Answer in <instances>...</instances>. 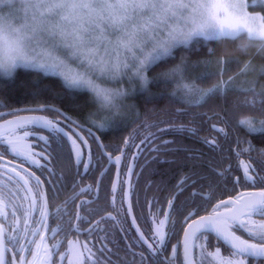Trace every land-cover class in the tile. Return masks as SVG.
<instances>
[{
	"label": "snow or ice",
	"instance_id": "obj_1",
	"mask_svg": "<svg viewBox=\"0 0 264 264\" xmlns=\"http://www.w3.org/2000/svg\"><path fill=\"white\" fill-rule=\"evenodd\" d=\"M252 2L253 4L264 5V0H252ZM248 7V0H207L206 18L201 25L200 32L203 40L219 42L230 39L236 41L245 35L248 37L249 43L254 40H264V14L259 12L250 13ZM242 71H248L247 63L244 64ZM184 72L185 68L182 66L179 70V80L182 86L189 90L195 88L200 93L199 99L194 105L196 107L203 106L210 98L222 96L226 92L234 90L230 86L231 77L228 84L221 81L212 87L203 88L196 83H185ZM207 75L210 76L212 74L208 73ZM257 97L260 98L259 104H257ZM245 105H256V110L264 114V90L257 93L255 89H245L242 99L238 98L233 104V108L240 109ZM47 110H50L49 106L44 105H38L35 108L15 109L11 113L15 115V118L0 124V172L7 175L9 181L13 180L12 174L14 173L16 177H19V180L23 181V187L27 189L28 193H35L28 206L23 209L25 219L22 235L9 234L5 236V229L0 224V264H49L53 253L44 243L45 237L40 234L41 227L47 228V220L50 215L47 195L43 190V185L47 182L49 191H51L52 197L55 199L58 186L63 182V177L57 176L54 162L59 163L64 158L65 145H68V158L74 163L78 175L81 174L79 171L81 166L84 174H87L89 169L95 166L92 163L91 154H89L88 161L85 162L84 154L81 151L80 143L77 142V138L84 145H87L88 141L83 136H80L75 128L72 131L77 138H73V134L61 127L58 119H50L45 115L21 116L16 114L20 111L37 112ZM53 110L63 115L59 109ZM3 115V113H0V117ZM65 119L71 120L70 117H65ZM72 125L80 127L74 120L71 121L69 127ZM227 126L228 122L225 120V127L217 129L226 142L229 140L225 130ZM238 126L246 129L249 134L264 133V119L256 122L251 117H245L239 120ZM98 128L101 131H107L102 126H98ZM213 128L215 129L216 126L213 125ZM36 129L45 130L48 135L38 134L35 131ZM159 131H173L177 134L187 131L192 136H196L197 133L196 128L184 127L159 129ZM89 135H93L91 130H89ZM30 137L33 141L41 142L42 146L39 151L35 150L34 143L30 142ZM197 138L199 139V137ZM143 142L142 140L141 143ZM201 142L214 153L223 151L215 139L210 141L204 138ZM240 142L237 139V144ZM172 143L174 142L164 141V146L153 149L158 155L152 159L159 164L177 163L178 161L176 160L161 158L159 154L161 152L174 153L178 151L188 153L185 157L186 161H197L201 158L198 155V150L184 147H166ZM125 146L129 150L133 146L139 147L134 144V137L132 138V143L126 140ZM101 148H103V145H101ZM253 150L255 149L250 145L236 152L238 159L242 154H249L248 162L241 159L236 168L229 165L222 170H217L213 167L205 176H201L200 173L183 175L173 186L176 191L172 194L171 199L167 200V210L163 213V218H159V207L156 208L155 212L151 213L152 227L150 228L149 236H146L141 231V228L137 225V218L133 217L131 224L135 227L139 236L138 238L129 239L135 240L136 244L143 249L139 253L132 252L134 257L139 256L138 264H177V253L180 249H182L181 264H248L249 260L257 262L264 260V151L259 154V159L262 163L256 166L250 162L253 159L250 155ZM5 153L11 155L14 160L5 161ZM225 158L224 156L221 157L222 160ZM14 161L18 163L12 166ZM113 162L119 166L121 155L115 156L113 160L109 154V163ZM25 164L29 167H25ZM29 168L41 170V174L37 175L35 171H29ZM18 169L20 170L18 171ZM241 169L242 175H233L235 171H240ZM21 172L26 173V175H21ZM44 172L47 173V177L42 180L41 176L44 175ZM131 172L132 168L128 167L127 175H130ZM137 176H139V173H137ZM193 177L196 178L194 179ZM202 181H207V191L204 190L205 185ZM124 182L122 181V183ZM229 184L231 188L228 187ZM197 185H199L198 189ZM249 188L256 190H246ZM237 189L242 190L237 191ZM86 190L82 189V191ZM228 192H236V194L234 196L229 195L227 199H220L212 208L211 214L199 215L200 210H206L218 193ZM181 196L184 197L183 200H180ZM113 202L115 203V197H113ZM87 203L89 202H84L83 206L86 207ZM153 203L158 204V201L154 200ZM3 204L2 194H0V216L6 217L7 213L4 211ZM86 210L89 212L95 211L87 208ZM60 212L61 209H56V212L51 213V215L56 216ZM34 213H38V219H33ZM117 213L118 215H124L123 208L117 209ZM131 213L132 204L129 202L127 215H131ZM12 215L16 216L15 208ZM197 216V219H193V217ZM257 217L259 219H256ZM76 219L82 223L89 222L87 216L79 214H77ZM102 219L116 221L117 217L109 216ZM30 221L37 225V227L31 229V236L34 238L39 235V241L30 239L27 243H23L21 241L29 234ZM118 223L122 225L123 221ZM178 226L183 228V239L173 244L171 256H166L165 253L169 244L178 234ZM71 227L77 233L81 231L79 225ZM59 230V227L52 229V235L55 236ZM97 230L104 231L100 227V221H97L95 225L84 231H87L91 237L92 233ZM19 231V222L17 221V226L12 229V232L18 233ZM120 232L126 236L127 229L121 226ZM238 233H243L244 235ZM245 235L247 238H244ZM210 238L216 241L214 251L209 250ZM100 239L105 241V243L97 251H93L86 243L83 245V251H81L78 241H68L67 251L59 253L60 260L67 259V264H114V256L118 260L120 259V249L116 243L109 239L107 233L101 236ZM32 244L35 245L34 251L29 247ZM109 244H112V247H108ZM221 245L229 250L228 255L222 253ZM134 246L131 243L127 244L128 249ZM53 248L58 250L59 243L54 245ZM113 249L116 250L113 251ZM6 252L13 253L10 262L6 258ZM26 252L30 254V260L26 259L24 255ZM17 253L20 254L18 261L16 259ZM133 264H137V262L134 261Z\"/></svg>",
	"mask_w": 264,
	"mask_h": 264
},
{
	"label": "clouds",
	"instance_id": "obj_2",
	"mask_svg": "<svg viewBox=\"0 0 264 264\" xmlns=\"http://www.w3.org/2000/svg\"><path fill=\"white\" fill-rule=\"evenodd\" d=\"M206 7L207 0H0V80L21 71L58 79L88 95L90 118L106 130L157 77L194 106L200 93L182 86V65L152 70L203 39ZM236 51L249 57V72L264 76V63L253 62L264 59V40L242 36Z\"/></svg>",
	"mask_w": 264,
	"mask_h": 264
},
{
	"label": "flooded vegetation",
	"instance_id": "obj_3",
	"mask_svg": "<svg viewBox=\"0 0 264 264\" xmlns=\"http://www.w3.org/2000/svg\"><path fill=\"white\" fill-rule=\"evenodd\" d=\"M53 109L58 108H52L51 110H47L43 113L22 111L23 113L19 112L16 114L24 116L27 113H33L35 115H45L50 119H58L60 121V126L64 127L65 130L70 134H73V138H77L72 131V129L75 128L76 132H78L80 136H83L88 141V144L84 145V143L77 138V142L81 145V151L84 154L85 162L88 161L89 154H91V160L95 166L91 167L87 174H84L83 167L81 166L79 170L81 174L78 175L74 163L68 158V145L66 144L63 153L64 158L59 163L54 162V168L57 176L63 177V182L58 186L55 199H53L52 193L49 191V185L47 182H45L43 185V190L47 195V204L50 215L47 220V228L41 227L40 234L45 237L44 243L53 253L49 264H67V259L63 261L60 260L59 253L67 251L68 241H78L81 251H83V245L85 243L88 244V246L92 248L93 251H97V249L105 243V241L100 239V237L104 236L105 233L108 234L109 238L117 237L118 243H116V245L120 249L119 253L123 252L125 246V234L120 232L121 226L126 229V222L128 221V227L132 229L130 236H135L138 238L139 234L136 232L135 227L131 224L132 218L136 217L137 225L141 228V231H143L146 236H149L150 228L152 227L151 213L155 212L156 208L159 207V218H163V213L167 210V200L171 199L172 194L176 191L173 186L182 178L183 175L190 173H200L201 176H205V171L209 172L213 167L219 170L218 168L220 167L221 162H206V145L201 142L205 136H203L200 132L196 133V136H192L187 133V131L177 134L173 131H159V129H155L148 134L145 133L143 137H138L131 133H133L135 130L137 131L141 122H134L128 127H125V125L121 123L122 129L118 134L117 146L110 149V138L108 136L103 137L101 134H99L100 131L93 128L94 123L91 120H79L75 115L73 117H70L69 115H59V113ZM0 113L4 114L2 117H0V123L15 117V115L11 114L13 113L12 107L0 108ZM65 117H70L71 120L65 119ZM72 120L76 121L80 127H76V125L69 127ZM168 128L177 127H174V125H168L165 129ZM89 130H91L93 135H89ZM35 131L38 134L48 135L45 130L36 129ZM133 137L134 144L138 145L139 147L133 146L131 150H129L128 147L125 146V141L128 140L130 143H132ZM197 137H199V139ZM142 140L144 141L143 143H141ZM164 141L174 142L166 146L169 148L184 147L198 150V155L201 158L197 161H193V165L190 166L189 161L185 160V157L188 155L186 152H161L159 154L161 158L172 159L178 162L173 164H159L152 159L154 156L158 155L157 152L153 151V149L164 146ZM30 142L34 143V148L36 151L40 150L42 146L41 142L33 141L31 137ZM101 145H103V148H101ZM109 154L112 156L113 160L115 156L121 155V162L119 166H117L114 162L111 164L109 163ZM13 160L14 158L11 155L5 153V161ZM16 163L18 162L14 161L12 166H15ZM146 166L149 168L150 178H152L154 183L149 194L143 196L141 189L144 184L142 182L140 173L142 172L143 167ZM25 167L29 166L25 164ZM128 167L132 168L130 175H127ZM19 170L20 169H18V171ZM163 170L166 174H170L169 180L171 181L155 182V180H157V178L162 174L161 172ZM29 171H35L37 175L41 174V170L35 168H29ZM137 173H139V176H137ZM21 175H26V173L21 172ZM0 176H2V179L7 180L8 182L7 186H5L7 191L5 192L4 196H2L4 203L6 200V203L9 206L27 207L35 193H28L27 189L23 187V181L19 180V177H16L14 173L12 174L13 180L11 181H9L7 175L3 174L2 172H0ZM45 177H47L46 172H44V175L41 176V179L43 180ZM193 178L195 179L196 177ZM115 179L116 182H114ZM17 181H19V183H17ZM122 181L125 182L122 183ZM202 183L205 185L204 190L207 191V182L202 181ZM147 187L148 185L144 186V192H146L145 190H147ZM228 187L231 188V185L229 184ZM198 188L199 185H197V189ZM82 189L87 190L82 191ZM240 190L242 189H237V191ZM246 190L256 189L249 188ZM235 194L236 192L218 193L213 198L211 204L207 206L206 210H200L199 215L202 216L211 214L212 208L220 199H227L229 195L234 196ZM25 197H27V199H25ZM113 197H115V203L113 202ZM183 199L184 197L181 196L180 200ZM154 200L158 201V204L153 203ZM84 202H89L86 204V207L83 206ZM129 202L132 204L131 215H127ZM177 203H179V201H177ZM86 208L94 209L95 211L89 212L86 210ZM120 208H123L124 215H118L117 209ZM56 209H61V212L56 216L51 215V213L56 212ZM13 210L14 209H11L9 213L6 211V217L0 216V224H2L5 229V236L12 234L11 231L17 226V221L22 222L21 225L19 224V227H22L23 230L25 217L23 213H20L17 210L16 216L14 217L12 215ZM77 214L81 216H87L89 222L82 223L78 221L76 219ZM109 216H116V221L102 219ZM197 218L198 216L193 217V219ZM33 219H38V213L33 214ZM256 219H259V217ZM97 221H100V227L104 229V231L97 230L93 232L90 237L88 232L84 230L95 225ZM120 221H123L122 225L118 223ZM70 225H79L81 231L77 233ZM35 227H37V225L31 223L30 221L29 234L27 237H24L21 242L27 243V241L30 239L39 241V235L34 238L31 236V229ZM57 227H59L60 230L55 236H53L51 230ZM115 228L116 230H114ZM182 234L183 228L178 226V234L169 244L167 253L171 255L172 245L176 244L177 238L180 237L179 240H181ZM238 234L244 235L243 233ZM17 235H22V231ZM244 238H247V236L245 235ZM114 241L115 240H113V243L116 242ZM57 243H59L58 250L53 248V246ZM215 246L216 241L213 238H210L209 250L214 251ZM29 247L31 250H35L34 244L30 245ZM108 247H112V244H109ZM221 251L224 255L229 254V250L223 245H221ZM12 254V252H6V258L9 262L12 259ZM178 254L181 261V249L178 250ZM19 255V253L16 254L17 261L19 260ZM24 255L26 256V259H31L29 253L26 252ZM85 255H87V253H85ZM248 264H264V260L259 262L249 260Z\"/></svg>",
	"mask_w": 264,
	"mask_h": 264
},
{
	"label": "trees",
	"instance_id": "obj_4",
	"mask_svg": "<svg viewBox=\"0 0 264 264\" xmlns=\"http://www.w3.org/2000/svg\"><path fill=\"white\" fill-rule=\"evenodd\" d=\"M237 46L238 40L232 41L230 39H225L219 42L196 40L189 48L177 50L173 58H169L157 65V67L152 70V74L159 73L169 66L178 63L197 64L198 67L195 69L194 76L189 80L190 82L196 83L203 88L212 87L221 81L228 82L230 77L233 80L242 73L243 66L249 59V57L236 51ZM202 62H205L207 66L201 67ZM220 62L224 63V67L221 68L223 71H221L219 67ZM253 62L257 64L264 63V59L257 56L254 58ZM208 73L212 75L208 76ZM259 81L264 85V76H259ZM170 85L168 81L161 80L157 77L154 80L151 90L153 94L157 95L152 98H147L151 93H148L149 95L139 94L132 98L131 102L134 112L132 117H126V119L121 122H115L107 131H101L97 126V122L94 123L93 128L98 129L100 131L99 134L103 137L108 136L110 138V149L117 146L118 134L122 129L121 123L124 124L125 127H128L134 122H141L137 131L135 130L131 133L138 137H143L145 133L148 134L155 129H165L168 125L196 128L197 133L200 132L208 140L211 141L215 138L216 141L218 140L217 142L223 151L214 153L206 146L205 160L206 162L211 161L212 163H217V161L221 162L218 168L219 170L229 165L236 168L241 159L248 162L249 154H242L238 159L236 152L250 145L255 149L250 153L253 157L250 162L256 166L262 163L259 159V154L264 151V133L249 134L246 129L238 126V122L245 117H251L254 121L258 122L264 119V114L256 110V105H245L240 109L233 108V104L237 99H242V94L245 89L231 87L234 90H230L222 96L210 98L203 106L196 107L190 106L174 96L171 97L167 95L170 91ZM249 88L255 89L257 93L262 91L258 87H248L246 89ZM249 99H251V97H249ZM259 102L260 98L257 97V104H259ZM38 105L49 106L50 110L52 108H58L63 115H69L70 117L75 115L79 120H87V113L92 110V103L86 93L68 91L62 86L58 79L51 77L46 78L31 72L21 71L17 73L13 80H0V108L12 107L13 110H15L20 108H35ZM37 112L43 113L45 111ZM225 120L228 122V126L225 129L229 136L227 142L217 131L220 127H225ZM213 125L216 126L215 129ZM237 139L241 141L239 144H237ZM222 156L226 158L222 160ZM188 161L189 165L192 166L193 161ZM149 172V168L146 166L143 167L140 173L144 186L148 185L147 190H145L146 192H144V186L141 189L143 196L149 194L154 183L152 178H150ZM161 173L155 182L171 181L169 180V173L166 174L164 170ZM205 173L207 174L208 172L205 171ZM233 175H242V169L240 171H235ZM2 178L3 177L0 176V194L4 196L7 191L5 186H7L8 182ZM14 208L20 213H23V209L26 207L9 206L5 200L4 209L8 213ZM19 224L21 225L22 222H19ZM126 226L127 233L126 236L124 235V251L119 253V260L115 256L113 257L114 264H133L134 261L138 264L139 256L137 255L134 257L132 252L139 253L143 250L136 244L135 240L129 239L135 236H130L132 229L128 227V221L126 222ZM19 229V232H21L22 227H19ZM114 230H116V228ZM11 233L18 234L12 231ZM179 238L176 239V243ZM109 239L111 241L115 240L116 242H114L118 243L117 237H110ZM129 243L135 246L128 249L127 244ZM144 247L146 248V246ZM165 255L171 256L167 252ZM177 255V264H181L179 254L177 253Z\"/></svg>",
	"mask_w": 264,
	"mask_h": 264
},
{
	"label": "rangeland",
	"instance_id": "obj_5",
	"mask_svg": "<svg viewBox=\"0 0 264 264\" xmlns=\"http://www.w3.org/2000/svg\"><path fill=\"white\" fill-rule=\"evenodd\" d=\"M248 3H249L248 11L250 13L255 14V13L259 12L261 14H264V5H261L259 3L253 4L252 0H248ZM197 40H203V39H197ZM223 64L224 63H222V62L219 63L220 69L222 67H224ZM180 65H182L185 68L184 75H185L186 78H185L184 82L185 83H192L189 80H191L192 76H194L195 71H196L195 69L198 67L197 64L181 63ZM204 66H207V64L205 62H202L201 63V67H204ZM240 74H239V76L236 79H233L230 82V86L231 87L239 88V89H246L248 87H258L260 90H264V85L262 84V82L259 81V76H255L253 73H251L249 71H247V72L242 71V73H240ZM225 83L228 84L229 81L225 82ZM169 84H171L170 85V91L167 93V95L172 97L173 96L172 92H173L174 85L172 83H170V82H169ZM171 88H172V90H171ZM150 93H151V95L149 97H147V98H152L153 96L157 95V94H153V92H150ZM131 101H132V98H131ZM93 110H94V105L92 104V110L89 113H87V118L89 120H91L92 122L95 121L94 118H90L91 114L93 113ZM133 113H134L133 112V105H132V102H130L128 107H127V109H126V111H125V114L122 115L121 117H119L115 122H121L124 119H126V117L130 118V117H132ZM27 115H35V114L27 113L24 116H27ZM3 123H5V122H3ZM3 123H0V124H3ZM114 182H116V179H115ZM3 208H4V205H3ZM4 211H6V210L4 209Z\"/></svg>",
	"mask_w": 264,
	"mask_h": 264
},
{
	"label": "water",
	"instance_id": "obj_6",
	"mask_svg": "<svg viewBox=\"0 0 264 264\" xmlns=\"http://www.w3.org/2000/svg\"><path fill=\"white\" fill-rule=\"evenodd\" d=\"M182 239H183V234H182L181 240ZM181 261H182V249H181Z\"/></svg>",
	"mask_w": 264,
	"mask_h": 264
}]
</instances>
